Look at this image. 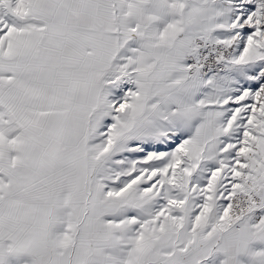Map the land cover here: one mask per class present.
Instances as JSON below:
<instances>
[{
	"label": "snow or ice",
	"instance_id": "snow-or-ice-1",
	"mask_svg": "<svg viewBox=\"0 0 264 264\" xmlns=\"http://www.w3.org/2000/svg\"><path fill=\"white\" fill-rule=\"evenodd\" d=\"M0 264H264V0H0Z\"/></svg>",
	"mask_w": 264,
	"mask_h": 264
}]
</instances>
